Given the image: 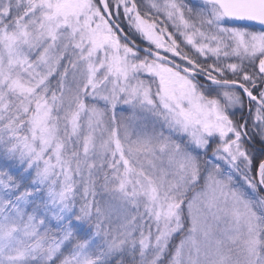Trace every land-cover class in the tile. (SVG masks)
Returning a JSON list of instances; mask_svg holds the SVG:
<instances>
[{
  "label": "snow or ice",
  "instance_id": "6c2138e0",
  "mask_svg": "<svg viewBox=\"0 0 264 264\" xmlns=\"http://www.w3.org/2000/svg\"><path fill=\"white\" fill-rule=\"evenodd\" d=\"M0 264H264V0H0Z\"/></svg>",
  "mask_w": 264,
  "mask_h": 264
},
{
  "label": "rangeland",
  "instance_id": "374dc122",
  "mask_svg": "<svg viewBox=\"0 0 264 264\" xmlns=\"http://www.w3.org/2000/svg\"><path fill=\"white\" fill-rule=\"evenodd\" d=\"M177 242H178V240H177Z\"/></svg>",
  "mask_w": 264,
  "mask_h": 264
}]
</instances>
